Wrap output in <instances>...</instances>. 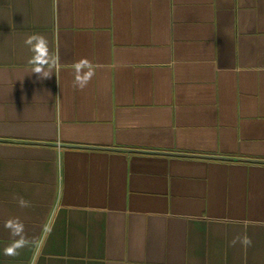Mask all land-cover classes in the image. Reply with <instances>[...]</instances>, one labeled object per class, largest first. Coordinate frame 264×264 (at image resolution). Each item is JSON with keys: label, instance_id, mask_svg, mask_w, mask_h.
Masks as SVG:
<instances>
[{"label": "crops", "instance_id": "obj_1", "mask_svg": "<svg viewBox=\"0 0 264 264\" xmlns=\"http://www.w3.org/2000/svg\"><path fill=\"white\" fill-rule=\"evenodd\" d=\"M244 159L264 161V0H0V264H264Z\"/></svg>", "mask_w": 264, "mask_h": 264}, {"label": "clouds", "instance_id": "obj_2", "mask_svg": "<svg viewBox=\"0 0 264 264\" xmlns=\"http://www.w3.org/2000/svg\"><path fill=\"white\" fill-rule=\"evenodd\" d=\"M25 44L29 47V50L33 53L32 57L29 60V63L33 64L35 67L33 68L34 73L41 75L42 77H48L51 75L50 72H45V66L50 62L49 50H48V41L46 37L41 34H32L25 39ZM80 62L76 64V72H79ZM74 86L80 89H83L87 86L88 80L81 79V77L77 74L74 76ZM21 207L28 206V202L23 198H20L18 201ZM19 225V221H15L12 223L6 224V227L10 229H15V226ZM22 230V229H21ZM13 234H17L14 230ZM237 243H241L243 245L251 246L252 241L247 236H236L231 241L230 244L235 246ZM6 254H10L8 250H6Z\"/></svg>", "mask_w": 264, "mask_h": 264}, {"label": "water", "instance_id": "obj_3", "mask_svg": "<svg viewBox=\"0 0 264 264\" xmlns=\"http://www.w3.org/2000/svg\"><path fill=\"white\" fill-rule=\"evenodd\" d=\"M47 144L58 145V146H68V147H80L81 146V145L66 144V143H47ZM92 148H98V147H92ZM137 151L168 154V152H163V151H149V150H137ZM169 154H171V153H169ZM209 158H211V157H209ZM221 158H231V157H221ZM244 160L252 161V162H264L263 160H260V159H244Z\"/></svg>", "mask_w": 264, "mask_h": 264}]
</instances>
